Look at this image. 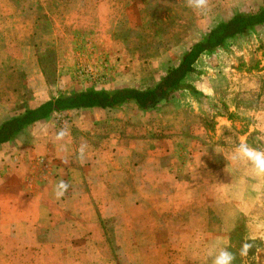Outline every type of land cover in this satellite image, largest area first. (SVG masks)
<instances>
[{"label":"crops","instance_id":"1","mask_svg":"<svg viewBox=\"0 0 264 264\" xmlns=\"http://www.w3.org/2000/svg\"><path fill=\"white\" fill-rule=\"evenodd\" d=\"M196 63L195 69L199 67L198 60ZM192 83L197 93H210L206 84ZM183 91L185 94L175 91L177 107L197 108L203 97H212L204 93L196 98ZM126 104L135 105L128 102L115 108ZM112 109L52 111L1 144V263L37 264L36 255L49 260L52 250L59 256L56 264H119L118 256L123 253L128 264H207L209 255L219 252L217 246L229 245L224 231L214 234V228L208 230V204L227 203L233 215L251 209L260 212L264 173L248 167L247 174H238V178L232 172L235 161L227 157V146L220 138L221 128L233 124L228 117L217 116L211 129L199 123V129L197 125L189 133L174 132L183 139L173 146H138L127 137L128 122L123 130L125 144L118 142L122 131L103 132L118 118L110 121L99 115ZM65 114L74 119L60 118ZM62 127L68 134L57 141L56 132ZM241 131L240 144L248 145L251 132L264 133V121ZM198 133L206 142L210 134L214 136L210 143L222 156L220 166L205 177L200 198L191 186L195 183L192 173L198 169L200 157L206 156ZM82 143L87 145L83 164L77 159ZM204 165L207 172L208 163ZM60 180L70 188L57 199L55 186ZM200 204L206 205L205 210H199ZM109 231L115 235L110 242Z\"/></svg>","mask_w":264,"mask_h":264},{"label":"rangeland","instance_id":"2","mask_svg":"<svg viewBox=\"0 0 264 264\" xmlns=\"http://www.w3.org/2000/svg\"><path fill=\"white\" fill-rule=\"evenodd\" d=\"M263 1L208 0L205 10H197L189 7L187 0H0V123L27 108L85 88L151 87L215 24L235 12L257 11ZM196 66V71L184 78V87L176 92L187 90L196 98L204 93L211 95L203 97L199 108L177 107L174 91L147 110L126 104L107 113L101 111L100 117L110 121L118 118L103 132L122 131L118 142L125 144L127 134L123 133L128 122L127 137H132L135 145L173 146L176 140L183 139L174 132L189 133L197 125L199 129V123L211 129L218 122L217 116H225L233 124L221 128L220 138L227 146V157L233 160L234 147L241 142L239 131L264 121V23L203 54ZM194 81L206 84L210 93L192 90ZM253 111L262 114L256 116ZM60 118L67 122L74 119L68 114ZM198 134L206 156L200 157L191 186L200 198L205 177L220 166L222 156L210 143L214 136L210 134L206 142L204 135ZM228 134L239 143L228 141ZM204 162L208 163L207 172ZM248 167L254 168L243 159L235 161L231 170L238 177L247 174ZM147 170L151 173V166ZM205 206L200 204L198 208L205 210ZM211 206L215 212L223 213L225 225H238L244 218L239 213L233 215L227 203L208 204V210ZM207 225L209 230V216ZM213 226L212 232L218 234L219 226ZM250 233L252 237L258 235ZM114 237V232L109 231V242ZM237 241L239 238L234 243ZM248 249L253 252V261L243 251L246 264H264V239L253 238L245 251ZM51 256L47 260L44 255H36L37 264H56L59 256L52 250ZM118 257L119 264H128L124 253Z\"/></svg>","mask_w":264,"mask_h":264},{"label":"trees","instance_id":"3","mask_svg":"<svg viewBox=\"0 0 264 264\" xmlns=\"http://www.w3.org/2000/svg\"><path fill=\"white\" fill-rule=\"evenodd\" d=\"M263 23L264 1L257 11L235 12L228 19L215 24L200 39L192 43L184 51L179 62L169 68L153 86L144 89L135 87L97 89L90 87L68 95L49 99L36 107L27 108L23 112L3 120L0 123V144L11 141L23 128L39 119L47 117L52 111L85 107L115 108L128 102L134 103L142 110L153 108L166 100L174 91L184 87L183 80L189 73L196 71L194 65L199 57L223 45L227 39L245 34L254 26ZM262 136L264 134L256 131L251 132L247 136L248 145L264 150ZM227 139L234 144L239 143L236 137L230 134L227 135ZM251 141L253 142L251 143ZM261 207H258L260 212H257V210L254 212L255 209H251V212L239 214L244 218L242 222L234 226L223 223L222 212H215L213 207H210L208 210L211 228H214L213 225L215 223L219 226L218 229L220 230L218 231H224L229 237V245L222 249H227L233 253V264L247 263L246 258L243 256V251L247 254V259L253 261L251 260L253 252L250 249L245 251V247H249L253 238L257 236L258 240L264 239V204ZM250 232H256L258 235H253L254 237H252ZM236 238H239V241L234 243Z\"/></svg>","mask_w":264,"mask_h":264},{"label":"clouds","instance_id":"4","mask_svg":"<svg viewBox=\"0 0 264 264\" xmlns=\"http://www.w3.org/2000/svg\"><path fill=\"white\" fill-rule=\"evenodd\" d=\"M189 7L197 10H205L208 5V0H187ZM68 134L67 128H60L55 135V140L61 141ZM86 144H81L77 150V159L81 164L85 162L86 159ZM232 159L234 161H240L243 159L248 160L258 173H264V151L255 149L247 145L246 143H241ZM70 184L64 180H60L55 186V197L57 199L62 198L68 192ZM234 255L227 249H221L215 254H210L208 257L207 264H233Z\"/></svg>","mask_w":264,"mask_h":264}]
</instances>
